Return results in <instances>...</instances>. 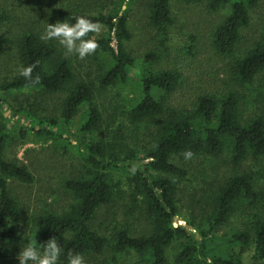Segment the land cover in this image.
<instances>
[{"label": "trees", "instance_id": "16d2710c", "mask_svg": "<svg viewBox=\"0 0 264 264\" xmlns=\"http://www.w3.org/2000/svg\"><path fill=\"white\" fill-rule=\"evenodd\" d=\"M133 1L121 0V7L97 15L82 6L84 0L65 7L60 22L74 23L73 17L85 16L104 30L99 36L88 34L87 38L96 40L98 47L84 59L69 54L57 40L44 39L34 28L18 37L14 59L18 71L0 82V95L33 92L62 96L61 122L18 111L20 117L30 121L28 129H20V137L24 139L31 131L53 143L74 141L71 148L82 162L78 176L64 183L72 204L59 213L49 211L36 217L33 244L42 250L54 239L60 248L57 264H68L69 253L91 260L106 253L112 258L133 253L141 264H170L167 249L173 244L177 249L172 264H262L264 215L247 217V224L238 233L224 237L218 234L237 203L250 206L257 200L254 173L234 174L216 188L203 226L185 218L198 238L185 227H173L172 222L178 215V181L186 175L175 157L188 152L191 158L223 157L232 167L243 166L249 158L256 160L264 156V115L243 117L240 98L232 90L199 94L189 104L178 103L175 96L186 78L177 67L158 66L160 50L166 52L174 26L173 0L148 2L145 20L154 32L157 47L140 58L126 48L131 38L127 7ZM179 1L201 5L209 13L224 12L211 30L210 42L218 56L230 60L229 72L235 82L251 84L264 72V30L250 47L238 53L242 34L250 28L251 14L259 0ZM189 38L191 44L185 52L191 55L195 37ZM11 44L10 38L0 36V56ZM29 66L32 72L26 78L21 69ZM80 110L79 124L72 132L69 125ZM104 112L108 118L105 126ZM7 132L4 125L0 132L1 263L16 256L21 242L13 228L19 220V205L8 182L33 181L25 166L3 158ZM118 173L115 182L113 174ZM123 180L130 192L129 203L141 211V218L149 225L148 235L133 237L128 230L116 228L100 234L93 228L97 212L122 199Z\"/></svg>", "mask_w": 264, "mask_h": 264}, {"label": "rangeland", "instance_id": "374dc122", "mask_svg": "<svg viewBox=\"0 0 264 264\" xmlns=\"http://www.w3.org/2000/svg\"><path fill=\"white\" fill-rule=\"evenodd\" d=\"M78 1L0 0V36H6L12 41L0 56V82L13 77L18 71L14 61L18 37L29 28L39 30L43 37L48 24L60 21V14L65 7L71 8ZM149 1L135 0L127 7V24L131 38L126 48L135 58L155 51L157 47L154 32L145 20ZM259 1L251 14L250 28L242 34L238 53L250 47L264 30V0ZM82 6L90 14L97 15L116 10L122 5L121 0H84ZM171 14L174 26L170 29L166 52L160 50L162 54L158 66L162 69L177 67L186 78V83L176 93L177 102L189 104L199 94L210 92L222 94L224 91L232 90L238 99L240 98L243 117H249L254 113L264 115V72L256 76L251 84H239L233 80L229 72L230 60L218 56L211 47V30L221 20L224 12L209 13L201 5L190 6L173 0ZM103 33L104 30L100 29L98 36ZM189 36L195 37L194 52L191 55L185 52L186 47L191 44ZM61 98L62 96L58 95L43 96L33 92L0 95V132L4 125L8 131L5 136L3 158L8 162L25 166L33 176L30 184L14 180L8 182V189L19 205V220L13 228L21 237V242L17 247L16 256L0 264H19L17 256L21 248L28 242L33 244L36 217L49 211L56 213L64 211L73 202L64 183L75 179L81 169V158L71 148L74 141L53 143L51 140L35 136L31 131L27 132L24 139L19 135L22 127L27 129L30 127V121L20 117L18 111L34 113L38 119L49 117L61 122L59 113ZM82 111L80 110L69 125L72 132L79 124ZM107 120V113L104 112L103 126L107 124ZM174 161L185 169L186 175L178 181L175 199L178 215L173 218V227L188 226L198 237L197 232L185 218L195 225L203 226L216 188L234 174H255L254 190L257 200L250 206L245 202L244 205L241 202L237 203L233 214L218 234L224 237L238 233L247 224V217L264 215V156L256 160L249 158L240 167H232L223 157L204 159L176 156ZM119 175L113 174L115 182H118ZM125 184L123 180L122 199L111 206L101 208L93 221V228L100 234H107L112 228H116L128 230L133 237L148 235L149 225L141 218L139 214L141 211L129 203L130 192ZM244 207L246 209H243ZM176 249L177 244L167 249L170 264ZM83 261L84 264H141L133 253L119 254L114 258L106 253L94 260Z\"/></svg>", "mask_w": 264, "mask_h": 264}, {"label": "clouds", "instance_id": "9594fccd", "mask_svg": "<svg viewBox=\"0 0 264 264\" xmlns=\"http://www.w3.org/2000/svg\"><path fill=\"white\" fill-rule=\"evenodd\" d=\"M74 23L67 20L48 24L44 39H55L69 54H74L80 59L92 55L98 47L96 40L87 38L89 33H99L101 26L85 16L73 17ZM31 66L21 69V75L30 77ZM186 158L191 152L185 154ZM60 248L54 239L49 240L41 249H37L31 242L26 243L20 250L17 259L19 264H57ZM68 264H84L83 257L76 253H69Z\"/></svg>", "mask_w": 264, "mask_h": 264}, {"label": "water", "instance_id": "95a60500", "mask_svg": "<svg viewBox=\"0 0 264 264\" xmlns=\"http://www.w3.org/2000/svg\"><path fill=\"white\" fill-rule=\"evenodd\" d=\"M185 230L190 231L188 226H185ZM196 238H198V237L196 236Z\"/></svg>", "mask_w": 264, "mask_h": 264}]
</instances>
